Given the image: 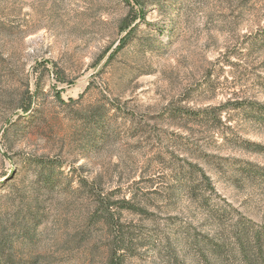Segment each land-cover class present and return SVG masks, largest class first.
Instances as JSON below:
<instances>
[{
  "label": "rangeland",
  "instance_id": "374dc122",
  "mask_svg": "<svg viewBox=\"0 0 264 264\" xmlns=\"http://www.w3.org/2000/svg\"><path fill=\"white\" fill-rule=\"evenodd\" d=\"M264 264V0H0V259Z\"/></svg>",
  "mask_w": 264,
  "mask_h": 264
},
{
  "label": "trees",
  "instance_id": "16d2710c",
  "mask_svg": "<svg viewBox=\"0 0 264 264\" xmlns=\"http://www.w3.org/2000/svg\"><path fill=\"white\" fill-rule=\"evenodd\" d=\"M0 264H17V263L13 260L8 259V258H3V259H0ZM110 264H116V263H113V261H112Z\"/></svg>",
  "mask_w": 264,
  "mask_h": 264
}]
</instances>
